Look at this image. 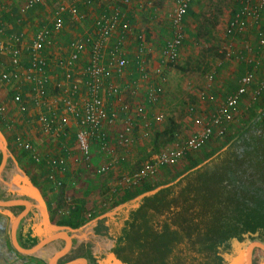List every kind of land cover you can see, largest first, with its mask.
<instances>
[{"label": "crops", "instance_id": "obj_1", "mask_svg": "<svg viewBox=\"0 0 264 264\" xmlns=\"http://www.w3.org/2000/svg\"><path fill=\"white\" fill-rule=\"evenodd\" d=\"M28 1L0 0V63L7 71L14 72L9 44L17 42L22 50L21 60L28 65L30 44L36 32L40 29L51 28L49 43L45 49V56L48 59V82L45 84V92L53 106L60 107L61 117L68 118V126L66 135L51 134L45 131L37 120L40 109L34 104L32 82L25 77H18L10 82L0 78V142L4 144L8 152L7 163L0 177V201L6 203L24 200L30 204L29 208L23 203L0 204V221L3 224V226L0 224V264H33L32 261L39 264H50L53 259L55 264H132L133 261L126 256L128 254L125 252L128 235L133 236V232L136 233L139 239L137 253L143 251L145 242L143 227L136 221V228L133 230L129 223L131 216L134 212L137 214L142 211L152 197L162 193L168 186H161L160 189H153L154 186H150L149 189L143 190L148 185L146 182L154 178L151 176L152 179L149 180L151 178L149 177L143 182L141 188L137 187L133 194V187L131 189L125 187L124 191L121 189L123 183L126 182V177L123 176L119 178L120 185H115L117 187L111 189L112 192L108 190L100 192V196L103 198L106 196V199H102L103 202L98 200L97 208L92 209L88 214L84 212L88 206H92V200L94 201L92 193L95 190L93 187L82 189L80 184L86 180L90 183L94 176H86V162L76 142L78 121L73 113L64 108L63 98L69 94L74 84L79 87L75 98L78 107H82L83 101L89 96L84 71L91 56L90 45H86L81 61L74 66L70 78L67 72L57 67L56 63L58 59L70 55L76 42L89 38L96 39L100 27L98 22L107 21L115 8L121 9L129 18L131 25L129 31L124 34L122 29H119L105 41L103 49V65L107 69L109 53L119 39H122L120 44L122 53L130 59L122 72H118L115 67L111 69L108 80L117 87L119 94L108 97L104 91L100 93L108 107L117 114V120L114 123L103 125L108 139L112 141L117 151L122 145L115 139L116 134L125 127L129 115L133 117L134 112L139 113V108H143L142 117L144 119L138 114V118L134 116L135 128L146 125L150 120L152 125L156 124L153 119L158 114L149 109V106L154 104V101L151 102L150 93L153 96L156 90L161 88L157 83L162 84L165 78L169 79L171 75H178L173 64L166 63L162 55L164 44L174 31L172 18L177 7V0H131L129 6L124 4L123 0H38L31 6L28 5ZM197 1H191L189 14L182 26L181 48L186 40V31L190 29V26L194 27V20L198 17L195 4ZM60 3L74 4L78 11L72 19L65 20L61 30L56 31L52 27V15ZM237 6L238 1L234 11ZM225 40L224 48L227 53L225 50L223 52L227 56H231L229 53L232 54L235 59L219 67L216 80L218 88L215 87L213 91L216 92L220 87L226 88L223 98L227 92L238 87L239 80L245 72V64L236 58L233 50L245 51L246 49L241 48L246 43L254 44L255 37L247 33L233 39L226 36L225 31ZM231 40L234 41V49L228 45ZM139 59L145 62V75H141L136 69ZM16 93L23 96L27 104L26 109L22 110L13 101ZM216 94L218 96V93H211L204 98L201 95L200 103L196 104L195 113L204 117L212 111L216 102L222 100H218L216 96L217 101L210 105L208 101ZM201 101L208 103L203 104L204 102ZM199 108L202 110H198ZM184 125L192 124L186 122ZM191 128L193 129L191 132L197 130L195 124ZM240 132L239 130L235 134ZM27 143L32 146V150L25 149L24 145ZM96 146H98L97 143L93 142L91 147L93 160L90 166L98 174L96 169L105 163L107 158L102 155L101 150L97 154ZM1 160L2 154L0 153V162ZM203 161L199 165L206 164L210 159ZM186 162V165H191V160ZM189 171L190 169L187 168L183 177ZM54 174L58 176L57 179L50 178ZM181 178L175 180V184ZM74 179L80 186L81 192H76L79 188L75 187ZM58 181H62L63 185L58 186ZM69 186L73 189L75 187V192L71 187L69 190ZM59 187L61 192H67L64 194L66 199H69L71 194L79 198V201L72 205L68 217H65L67 212L60 209L58 202L55 201ZM65 187L67 188L64 191ZM39 198L43 199L44 207L40 204ZM112 203L116 204L109 207ZM78 207L82 208V212L80 216H75V209ZM52 226L56 228L51 229ZM152 228L156 229V234L164 229L167 235L166 238L159 237L158 241L153 240V246L165 243L169 233L175 230L172 223L167 227L156 223L152 225ZM55 232H64L70 239V243L64 236H61L39 244ZM165 232L161 234L165 235ZM168 242L169 240L166 243ZM15 243L28 252L39 245L36 251L27 253L18 249ZM247 243H244V246L239 244L237 249V258L241 259V264L244 261L240 254H244ZM60 252L63 253L57 256ZM259 252H253V264H264V253L261 250ZM186 262L189 263V261ZM158 264H163V261ZM165 264H175V254L165 260Z\"/></svg>", "mask_w": 264, "mask_h": 264}, {"label": "built area", "instance_id": "obj_2", "mask_svg": "<svg viewBox=\"0 0 264 264\" xmlns=\"http://www.w3.org/2000/svg\"><path fill=\"white\" fill-rule=\"evenodd\" d=\"M35 1L38 0H29L28 5L31 6ZM191 1L177 0V7L172 18L174 31L170 39L165 42L162 51L166 63L174 64L177 61L183 42L182 26ZM123 3L130 5L131 0H123ZM77 11L78 8L74 4L60 3L52 15L53 29L56 31L61 30L65 20L72 19L73 16H76ZM98 25L100 26L99 35L96 39L89 38L76 42L70 55L58 59L56 65L59 69L67 72V76L70 78L74 66L81 61V55L86 45H90L91 56L84 71L89 96L83 101L82 107H78L75 98L78 95L79 87L74 84L69 94H66L63 98V105L77 118L76 142L80 152H82L83 160L86 163L90 162L92 143L96 142L102 150V155L107 158V161L101 164L96 172L104 174L110 171L115 162L116 149L109 142L103 125L104 123H114L117 120V114L108 107L100 93L104 91L108 97L119 94L117 87L108 80L111 69L115 67L118 72H122L129 64L130 59L122 53L120 45L122 39H119L109 53L110 58L107 69L103 65V49L105 48V41L109 37L119 29H122L123 33L126 34L131 25L128 17L119 8L112 11L107 21H99ZM50 29L44 28L36 32L30 44V63L28 65L21 60L22 50L18 43L9 44L11 60L15 70L14 72L7 71L0 63V78L7 82L18 77L29 79L33 84L34 104L40 109L38 122L45 131L51 134L66 135L68 118L61 117L60 107H54L45 92V84L48 82V59L45 56V49L49 43ZM247 33L254 35L256 45L255 43H246L241 48L246 49L245 51H238L237 48V50H233L236 58L245 64V72L239 80L238 87L227 92L222 100L217 101L215 108L209 111L206 116L195 117L198 130L188 136L182 143H172L155 153L151 159L142 163L141 168L131 178L133 183L155 175L161 166H171L178 163L186 156L187 152L202 148L211 139L225 137L229 128L235 123V114L241 110L243 102L248 101L255 104L262 98L264 95V0H238V6L227 25L226 36L234 39ZM228 45L231 49H234V41L231 40ZM136 69L141 75L146 74L144 60L139 59L137 61ZM205 96L206 94L203 93L202 97ZM153 97L154 99H152ZM150 99L151 102H155L157 100L156 93L153 96L150 93ZM13 101L22 110L26 109L27 104L22 95L16 93L13 96ZM195 109L194 105H190L188 108L190 112ZM138 112V115H142L143 108H139ZM163 118L162 114L155 117L158 121ZM132 126V123L126 122V126L116 134L115 139L120 145L127 146L130 144L133 133ZM24 147L27 150H32V146L28 143ZM54 176L50 178H58L56 174ZM57 185H63V182L58 181Z\"/></svg>", "mask_w": 264, "mask_h": 264}, {"label": "trees", "instance_id": "obj_3", "mask_svg": "<svg viewBox=\"0 0 264 264\" xmlns=\"http://www.w3.org/2000/svg\"><path fill=\"white\" fill-rule=\"evenodd\" d=\"M259 104L262 111L253 112L251 129L235 135V140L225 138L224 144L229 147L214 157V152L206 154L208 163L199 165L200 161L191 159L187 167L190 171L178 183L152 197L142 211L133 213L129 221L132 229L137 221L148 236L144 237L143 251L138 253L136 235L126 241V256L133 264H165L174 252L175 264H226L224 254L232 252L233 238L242 240L245 234L257 233L264 240V95ZM173 130L167 131L171 142ZM170 144L166 141L164 147ZM234 147L240 151H234ZM149 188L146 185L143 190ZM75 211V216H80L82 208ZM172 212L177 218L171 217ZM156 223L165 227L176 224L167 238L170 243L153 246L152 236L167 237L166 232L155 233L152 225Z\"/></svg>", "mask_w": 264, "mask_h": 264}, {"label": "rangeland", "instance_id": "obj_4", "mask_svg": "<svg viewBox=\"0 0 264 264\" xmlns=\"http://www.w3.org/2000/svg\"><path fill=\"white\" fill-rule=\"evenodd\" d=\"M237 1L238 0H198L195 2L198 17L194 20V27L192 25L190 26V29H188L189 31H186V40L179 51L177 61L173 64V68L178 75H171L169 79L165 78L162 84L157 83L158 86H161V88L155 92L157 100L154 104L149 106V109H152L153 112L156 111L158 115L162 114L164 118L161 121H158L154 117L153 121L156 124L152 125L150 120L147 121L146 125L135 128L134 116L138 118L137 112L133 113V117L129 115V119H126V122H133V126L131 127V129H133L131 142L127 146L119 147L115 153V162L113 163L111 170L107 173L99 175L94 172V169H92L93 167L90 166L92 165L93 160V157L91 156V162L86 163L85 169H87V172L85 173L86 176H94L93 180L89 183L86 180L87 178H85L86 182H83L80 185L82 189H85L86 187L94 188L93 190L95 191L92 193L94 201L92 200V206H88V208L85 207L86 211L84 212L88 214L89 211L97 208L98 200L103 202L102 199H106V196L104 198L100 196V192H106L107 190L108 192H112L111 189L117 187L115 185H120L119 178L123 176L127 177L126 182H124L121 187L123 191L125 187H127L126 189H131V187H133V191H136L137 187L141 188L143 182H145L149 177H146L137 183H133L131 178L133 174L141 168L142 163L151 159L155 153H158L161 149H163L166 141H169L171 144L175 142L182 143L188 136L196 131L191 132V130H193L191 127H194L195 117L199 115L195 113V110L190 112L188 110V104L196 107V104L200 103L199 97L203 93L206 95L218 93V96L216 94L212 98L214 101L212 99L208 101L210 102V105L215 103L217 101L215 99L217 98L218 100L223 99V94L224 91H226V88L220 87L216 92H214L213 89L215 87L218 88V86H216V80L218 78L219 67L221 68V66L225 63L229 64L231 60L233 61L235 59L230 53L229 55L231 56H227V50H225L224 47L226 46L225 31L227 29V22L236 7ZM193 19H195V17H193ZM223 50H225L226 53H224ZM209 83L210 85L207 86ZM216 96L217 98H215ZM261 100L262 98L255 104L248 101L242 104V108H240L241 110L235 114V123L227 131L225 137L213 138L202 148L189 151L188 156H185L174 165L161 166L155 174L156 177L153 175L154 178L152 179L150 176L151 178H149V180H152H150V182H146V184L154 186L153 189H160L161 186H168L167 188L172 187L175 184L174 181L179 180L183 177L184 173H186V169L189 167L186 165V161H190L191 159L203 161L205 160V155L209 152H214L212 154V157H214L217 154L219 155L222 151H225L227 147H229L224 144L225 138H234L233 140H235L236 136L234 137V135H236L235 133L237 131L240 130V133H242L244 131L247 132L252 128L250 126L252 122L251 116H253V112H259L261 110V107H259ZM208 102H204L203 104ZM198 110L202 109L199 108ZM140 116L142 117V115ZM186 122L192 125H184ZM170 128H174L172 131V133L175 134L173 142H171L170 133L167 132ZM109 142L112 145V141H110V139ZM96 148L97 154H99L101 149L98 146H96ZM234 151H240V148L234 147ZM202 161L200 162L202 163ZM68 182L71 183L72 180L71 182ZM71 185L73 186V182ZM74 185L79 188L76 192H81V188L77 184V181L74 182ZM70 187L71 186H69V190ZM75 187L74 189L71 187L74 192ZM66 188L67 187L63 188V190L65 191ZM66 193L61 192L59 187L56 193L57 197L55 198V201L58 202V207L60 209H64L65 212H67L65 217H68L72 205L75 204V202H78L79 198L70 193V198L66 199L64 196ZM110 200L111 199L109 198V201ZM114 204L112 203L109 207H112ZM172 213H170V216L172 215L171 217L177 218L175 213ZM175 225L176 224H174V226ZM255 236L258 237V234L256 233ZM257 251L258 250H256L255 253H260ZM239 263H241L240 260Z\"/></svg>", "mask_w": 264, "mask_h": 264}, {"label": "water", "instance_id": "obj_5", "mask_svg": "<svg viewBox=\"0 0 264 264\" xmlns=\"http://www.w3.org/2000/svg\"><path fill=\"white\" fill-rule=\"evenodd\" d=\"M0 153L2 154V160L0 162V177L2 175V172L6 166L7 163V159H8V152L4 146V144L2 142H0ZM39 202L42 205V207H44V202L42 198H39ZM15 203H23L24 205H26L28 208L30 206V204L27 201L24 200H15V201H11V202H6L3 203L0 201V204L2 205H11V204H15ZM44 217H46V214L44 213ZM17 221V220H16ZM47 221V219H46ZM0 224L3 226V224L0 221ZM56 228L55 226H52L51 229ZM256 234H253V236H251L250 234H245L243 236L242 240H238L237 238H233L232 239V245H233V250L231 253H225V258L228 260V262L226 264H241L239 263V260L241 261V259L237 258V249L239 247V244L244 246V243H247L246 247H245V251L244 254H240L241 258L243 259L244 263L243 264H253V252L258 250L257 252H259L260 250L264 253V240H261L260 238H256L255 236ZM64 236L67 241L70 243V239L66 236V234L64 232H55L53 234H51L50 236H48L47 238H45L44 240H42L39 244H43V243H47L50 240L57 238V237H61ZM252 237L254 239H252ZM256 238V239H255ZM244 240V241H243ZM234 241V244H233ZM38 244V245H39ZM16 247L20 250H22L18 244H16ZM38 245H36L35 247H33L29 252L26 250H22L23 252H27V253H31L36 251V248L38 247ZM70 245V244H69ZM260 249V250H259ZM63 252H60L57 256L61 255ZM33 264H39L36 262H33ZM50 264H55L54 259L50 261Z\"/></svg>", "mask_w": 264, "mask_h": 264}, {"label": "flooded vegetation", "instance_id": "obj_6", "mask_svg": "<svg viewBox=\"0 0 264 264\" xmlns=\"http://www.w3.org/2000/svg\"><path fill=\"white\" fill-rule=\"evenodd\" d=\"M169 224H170V223H169ZM175 230H176V228H175ZM163 232H165L164 229L162 230V232H159V233H163ZM133 233H134V235H136L135 232H133ZM143 235H144V233H143ZM193 236L195 237V235H193ZM193 236L191 237V239H193ZM130 237H132V236H129V238H130ZM144 237H148V236H144ZM129 238H128V239H129ZM158 238H159V237H158ZM158 238H155V237L152 236V237L150 238V240H151V241H153V240L158 241ZM169 243H170V242H169ZM153 253L155 254V250H153ZM174 254H175V252H174ZM174 254H173V255H174ZM157 256H158V257L160 256V253H159V252H157ZM176 262H177V260H176V258H175V263H176ZM132 264H133V263H132Z\"/></svg>", "mask_w": 264, "mask_h": 264}]
</instances>
